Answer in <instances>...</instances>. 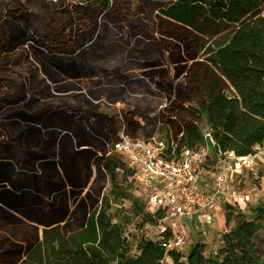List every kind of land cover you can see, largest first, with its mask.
I'll return each mask as SVG.
<instances>
[{
	"label": "rangeland",
	"instance_id": "obj_1",
	"mask_svg": "<svg viewBox=\"0 0 264 264\" xmlns=\"http://www.w3.org/2000/svg\"><path fill=\"white\" fill-rule=\"evenodd\" d=\"M113 1L110 7L107 0H0V77L12 81L0 83V121L9 115L3 120L9 124L21 115L25 127L34 116L45 138L54 130L71 132L66 165L80 171L83 184L43 186L30 175L26 186L0 190V264H17L44 227L76 230L100 206L110 191L101 163L104 156L119 157L109 146L118 131L162 141L169 130L177 139L189 119L204 132L209 126L195 113L196 104L226 90V80L200 58V35L162 15L171 0ZM16 91L17 98L6 101ZM6 130L14 138L20 129ZM252 153L251 165L233 174L228 195L210 210L213 221L191 225L193 241L205 244L206 255L223 246L222 235L236 225L238 213L264 223L255 212L264 205V145ZM206 175L211 192V168ZM121 185L146 206V191L136 181ZM113 203L114 220L126 215L131 221L133 244L142 235L159 238V227L138 226L131 199ZM255 245L264 262V229Z\"/></svg>",
	"mask_w": 264,
	"mask_h": 264
},
{
	"label": "trees",
	"instance_id": "obj_2",
	"mask_svg": "<svg viewBox=\"0 0 264 264\" xmlns=\"http://www.w3.org/2000/svg\"><path fill=\"white\" fill-rule=\"evenodd\" d=\"M160 11L200 35V58L227 82L226 90L204 98L194 108L209 126L214 156L219 152L247 156L256 145H264V0H172ZM8 82L12 81L0 77V83ZM183 123L175 143L178 153L204 141L198 122L185 119ZM166 142L171 151L174 140L169 130ZM101 166L109 177L110 191L100 206L87 213L76 230L66 233L57 223L44 227L40 239L17 264H164L166 258L172 264H264L255 245L264 223L242 213L236 225L223 233V246L212 255H206L205 244L200 242H193L187 254L167 250L159 238L143 235L133 244L128 233L131 221L126 215L114 220L113 202L131 199L140 228L157 226L165 211L151 212L125 192L121 184L128 182L133 170L121 158L104 156ZM255 212L264 222V205ZM230 220L228 213L227 225ZM170 235L169 231L165 234L166 238Z\"/></svg>",
	"mask_w": 264,
	"mask_h": 264
},
{
	"label": "built area",
	"instance_id": "obj_3",
	"mask_svg": "<svg viewBox=\"0 0 264 264\" xmlns=\"http://www.w3.org/2000/svg\"><path fill=\"white\" fill-rule=\"evenodd\" d=\"M107 2L110 7L114 4L113 0ZM203 137L201 145L186 147L180 153L175 144L178 138L173 139L172 150L168 151L166 139L134 137L125 128L110 140V153H117L133 170L129 181H136L146 191V209L165 211L157 227L160 228L159 239L167 250L187 254L194 242L192 223L210 224L213 221L210 210L219 197L228 195L233 174L252 163L253 153L237 156L234 152H219L214 156L211 148L214 140L209 129L203 132ZM208 168L213 174L211 192L205 183ZM167 231L171 233L168 238Z\"/></svg>",
	"mask_w": 264,
	"mask_h": 264
},
{
	"label": "flooded vegetation",
	"instance_id": "obj_4",
	"mask_svg": "<svg viewBox=\"0 0 264 264\" xmlns=\"http://www.w3.org/2000/svg\"><path fill=\"white\" fill-rule=\"evenodd\" d=\"M15 94L16 97L6 98V101L12 102L19 95L18 91ZM7 116L0 121V190L8 186H18L19 183L26 186L27 177L30 175L34 181L40 182L38 185L49 184L59 188L83 186L78 179L80 171L73 165H66L64 149L70 147L71 132L65 130L57 133L54 130L45 138L42 130L34 123L37 121L34 116L31 118L33 120H30L32 122L25 127L21 115L15 118L18 121L11 118L10 123L5 124L3 120L7 119ZM6 128L20 130L11 138ZM57 146H60L61 150L58 151ZM75 149V155L82 154L80 148ZM18 156L22 158L18 160ZM45 171L46 174L43 173ZM56 178L59 180L56 181ZM0 199L4 200V197L0 196Z\"/></svg>",
	"mask_w": 264,
	"mask_h": 264
},
{
	"label": "crops",
	"instance_id": "obj_5",
	"mask_svg": "<svg viewBox=\"0 0 264 264\" xmlns=\"http://www.w3.org/2000/svg\"><path fill=\"white\" fill-rule=\"evenodd\" d=\"M172 1V0H171ZM170 3V2H169ZM168 3V4H169ZM164 16V15H163ZM165 18H167L168 20H170V21H172V22H174V23H176V24H179V25H181V26H183V27H185V28H187V29H190V30H192L190 27H188V26H186V25H184V24H181V23H179V22H177V21H175V20H172V19H170V18H168V17H166V16H164ZM227 83V82H226ZM53 224H56V223H53ZM43 230V229H42ZM21 260V259H20ZM19 260V261H20Z\"/></svg>",
	"mask_w": 264,
	"mask_h": 264
}]
</instances>
